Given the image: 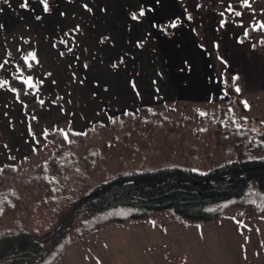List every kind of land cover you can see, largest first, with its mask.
Returning <instances> with one entry per match:
<instances>
[{
    "label": "rangeland",
    "instance_id": "374dc122",
    "mask_svg": "<svg viewBox=\"0 0 264 264\" xmlns=\"http://www.w3.org/2000/svg\"><path fill=\"white\" fill-rule=\"evenodd\" d=\"M23 3L0 0V158L15 165L13 177L5 181L13 201L0 213V229L65 225L79 194L120 171L180 165L202 172L236 157L237 121L224 117L218 122L213 116L222 99H191L181 95L183 89L180 95L173 91L168 79L185 67L179 62L166 65L161 52H167L163 44L195 42L192 59L200 61L202 53L218 75L204 90L217 92L219 80L223 82L229 71L218 43L222 27L214 28L213 34L209 16L215 13L225 22L222 17L228 19V11L231 16L235 11L252 13L256 9L246 7L251 1L239 5L237 0H46L47 10L42 0H27L21 7ZM172 5L178 10L174 18ZM160 11L165 16H156ZM151 21H159L162 31L158 33ZM98 43L101 47H96ZM183 60L191 58L183 54ZM251 72L252 67L247 73ZM11 75L24 79L27 90L22 97L9 86ZM230 77L231 84L242 86L233 115L249 119L250 127L261 131L262 76L251 89L242 85L237 73ZM31 100L38 105L25 107ZM25 119L37 145L29 146L15 163L11 155L15 123L22 130ZM231 122L234 126L229 127ZM53 130L60 147L49 136L37 141L35 134ZM256 140L262 139H252ZM76 231L77 223L71 232ZM210 244L214 252L222 248L217 242ZM172 262L187 264L180 256Z\"/></svg>",
    "mask_w": 264,
    "mask_h": 264
},
{
    "label": "trees",
    "instance_id": "16d2710c",
    "mask_svg": "<svg viewBox=\"0 0 264 264\" xmlns=\"http://www.w3.org/2000/svg\"><path fill=\"white\" fill-rule=\"evenodd\" d=\"M17 61L23 65V58L18 57ZM8 83L18 97L27 90L24 79L15 75ZM223 83L225 98H211L222 99L213 116L218 122L224 117L237 121L239 137L236 134L234 159L202 172L180 165L120 171L79 194L65 225L0 229V264H54L71 240L107 224L143 219L160 227L169 219L204 224L218 220L230 210L243 218H264V128L255 131L249 119L233 115L240 99L230 74L223 75ZM37 105V100H31L25 107ZM35 136L38 142L49 136L61 146L55 130ZM256 137L262 140L252 141ZM14 166H0V213L13 201L11 186L5 181L7 176L13 177ZM76 223L77 231L73 234Z\"/></svg>",
    "mask_w": 264,
    "mask_h": 264
},
{
    "label": "crops",
    "instance_id": "0c3cea01",
    "mask_svg": "<svg viewBox=\"0 0 264 264\" xmlns=\"http://www.w3.org/2000/svg\"><path fill=\"white\" fill-rule=\"evenodd\" d=\"M248 1L252 3L246 7L256 9L254 12L235 11L240 15L231 16L228 11L225 15L229 16L228 19L222 17V21L227 20L225 22L218 21L217 15L211 13L209 22L212 33L214 28H219V25L222 27V36L217 39L219 49L224 51V59L228 62V73L230 75L237 73L243 81L242 85L251 89V86L258 82L260 75L264 82V27H261L264 25V0ZM243 2L245 0H237L239 5ZM169 7L172 11L175 8L173 5ZM174 12L173 18L177 17L178 10L175 9ZM158 15L165 16L163 11L157 12L156 16ZM169 18L170 16L166 17ZM180 20L182 21V17ZM155 22L151 21L152 24ZM158 22L156 31L159 33L162 30ZM156 31L154 30L156 37L161 38ZM86 33L92 34V31ZM255 43L259 46L255 47ZM98 45L102 44L98 43L96 47ZM196 47L197 44L195 42L193 44V41L178 42L175 47L172 44L162 45L167 51L161 52L166 59V65H178L179 62V65L185 67L182 73L174 70L177 77L171 75L168 83L173 86V91L177 89L179 95L178 91L183 89L181 94L183 97L191 99L198 97L202 100L211 99L213 96L225 98L224 83H220V80L217 92L204 90L207 83L214 84L218 75L202 53L199 54L200 61L195 62L192 59L193 53L197 52ZM183 54L190 56L191 60L189 62L183 60ZM114 58L122 60L117 53ZM71 60L72 65L76 66L77 61ZM251 67L252 72L249 74L247 71H251ZM182 81H185V84ZM127 83L129 85V78ZM233 86L239 91L242 87L239 84ZM141 87L142 85L138 87L140 91ZM26 123L25 119L22 130L15 123V150L11 152L13 158L15 157V163L18 156L37 145L32 139V132L26 128ZM8 125L10 126V123ZM20 137L23 139H19ZM8 142L9 145L13 143L10 140ZM6 162L5 156L4 158L1 156L0 165ZM225 227H229L226 232ZM213 241L222 244L219 252L210 250V243ZM179 256L183 257L187 264H264V218H243L231 213L204 224L186 223L178 219H169L162 227L150 219L107 224L71 240L54 264H173L172 261Z\"/></svg>",
    "mask_w": 264,
    "mask_h": 264
},
{
    "label": "snow or ice",
    "instance_id": "6c2138e0",
    "mask_svg": "<svg viewBox=\"0 0 264 264\" xmlns=\"http://www.w3.org/2000/svg\"><path fill=\"white\" fill-rule=\"evenodd\" d=\"M42 3H44L45 10H47V3H46V0H42ZM245 5H247V0H245ZM26 6H27V0H25V3H23V4L21 5V7H26ZM228 10H231V5L228 6ZM235 14H236V15H240L239 12H236ZM221 15H223V13H222ZM261 27H264V25H261ZM32 58L35 59L34 54H33ZM237 91H239V89H237Z\"/></svg>",
    "mask_w": 264,
    "mask_h": 264
}]
</instances>
